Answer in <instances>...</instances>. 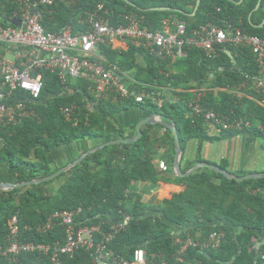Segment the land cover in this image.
Segmentation results:
<instances>
[{
	"label": "trees",
	"instance_id": "obj_1",
	"mask_svg": "<svg viewBox=\"0 0 264 264\" xmlns=\"http://www.w3.org/2000/svg\"><path fill=\"white\" fill-rule=\"evenodd\" d=\"M238 2L200 0L193 16L196 0H56L52 6L39 5L36 10L44 30L53 34L65 28H70L73 35L85 33L87 17L101 3L115 28L126 25L125 17L134 15L142 19L141 27L151 32H164L168 22L174 29V22L183 23L190 35L199 26L211 23L223 28L231 25L264 40V0L256 10L259 0ZM18 14L15 0H0V16L14 18ZM184 51V58L171 60L156 58L133 45L125 51L100 45L103 65H113L123 76L124 86L128 87L126 76L135 74V87L147 94L141 104L132 97L113 95L97 101L88 90L92 83L85 79L62 84L48 71L33 73L41 76L40 99L32 102L17 91L12 103L25 101L34 116L13 127L0 126V168L14 175L15 182L9 183H26L55 174L75 160L56 165L50 156L57 148L79 144L80 153H84L88 147L83 144L101 137L109 119L132 107L148 109L166 122L172 120L182 152L189 141H199L196 157L186 166L181 165L183 173L197 163H207L200 152L204 142L212 141L208 126L189 114L194 99L190 91L205 86L201 107L249 123L242 132H223L222 137L246 133L264 140V105L259 104L264 96L255 87L257 81L264 82V68L251 49L220 46L211 59L199 49L184 46ZM226 51L231 52L232 59ZM170 66L177 69L176 73L170 71ZM174 85L175 99L168 101L162 90ZM235 88L243 94L234 96ZM88 104H93L92 112L87 110ZM72 107L75 109L68 120L61 109ZM155 128L157 131L151 132L152 126H144L137 142L105 147L50 182L0 191V248L5 250L9 245V221L13 217L18 218L20 243L49 247L63 243L64 228L59 221H53L49 230L42 229L53 215L68 211L73 212L77 226L98 229L93 233L94 244H106L113 258L131 262L134 251L143 249L147 261L154 263L177 264L175 260L181 256V264H264V203L258 192L264 179L237 182L207 167L178 177L172 169V132L161 125ZM120 137L124 138L123 134ZM160 163L166 166L165 171ZM218 167L227 170L226 161ZM54 183L56 187L46 193ZM162 184L165 189L172 188L165 190L159 204H152L146 199L148 191ZM138 185L143 187L138 189ZM121 223L122 228L114 230ZM212 233L222 234L217 248L210 246ZM108 235L113 239L105 243ZM188 241L192 244L180 254ZM93 252L78 249L73 256L60 255L59 259L63 264H92ZM50 255L51 251L36 250L12 259L0 256V264H51Z\"/></svg>",
	"mask_w": 264,
	"mask_h": 264
},
{
	"label": "built area",
	"instance_id": "obj_2",
	"mask_svg": "<svg viewBox=\"0 0 264 264\" xmlns=\"http://www.w3.org/2000/svg\"><path fill=\"white\" fill-rule=\"evenodd\" d=\"M56 0H15L19 14L14 17L22 22L21 28L14 26L4 27L0 25V45L7 48L13 61H8L0 55V126L13 127L25 118L34 116L33 111L27 108L25 101H14L15 92H23L32 102L38 101L42 91L40 74L32 76L37 71H48L57 75L58 80L65 84L68 80L85 79L92 83L89 93L97 100H104L110 95L115 98H130L140 104L145 99V94L133 96L130 89L124 86L116 74H119L113 65H103L99 47L106 45L112 48L116 41L142 47L144 51L160 59L177 60L186 56L184 46L199 49L208 59L215 57L216 49L220 46H228L234 49L248 47L257 56L261 68H264V40L256 36L244 33L241 29L227 25L226 28L207 23L199 26L190 35L186 33L183 23L174 25L173 32H151L141 27V18L134 15L125 17L124 26L112 27L106 17L108 11L103 4H98L96 9L87 17V31L73 35L70 28L61 30L58 34L48 33L40 24V15L36 8L40 6H52ZM31 8L35 13H31ZM113 49V48H112ZM115 50V49H113ZM1 54V53H0ZM41 55V57H38ZM244 86V85H243ZM264 96V82L257 81L255 85ZM206 89L193 90V101L189 104L193 117L201 119L206 125L221 132H240L249 127L248 122L224 116L212 110H205L200 105ZM241 89L236 88L235 95H242ZM74 107L61 109L66 119L74 112ZM89 112L93 111V104L87 105ZM161 170L166 166L159 164ZM59 221L64 228L63 243L56 242L51 247L35 245L33 243H20L18 240L19 222L17 217L9 221L10 238L5 250L0 248V256L10 259L20 253H31L36 250L48 253L51 251V264H63L59 256H73L78 249L91 252L94 256L92 264H167L148 262L143 249H137L133 253V260L128 262L122 258L110 256L106 244L95 245L93 233L97 228H84L74 222L73 212L63 211L56 213L48 220L42 230L51 228L53 221ZM126 222V221H125ZM119 224L114 230L121 229ZM27 228L24 227V230ZM222 234L210 235V246L217 248ZM113 235L104 237L105 243H109ZM184 246L180 254L185 251ZM195 246V244H194ZM209 244H206L208 247ZM176 263L181 264V256L176 258Z\"/></svg>",
	"mask_w": 264,
	"mask_h": 264
},
{
	"label": "crops",
	"instance_id": "obj_3",
	"mask_svg": "<svg viewBox=\"0 0 264 264\" xmlns=\"http://www.w3.org/2000/svg\"><path fill=\"white\" fill-rule=\"evenodd\" d=\"M240 2L241 1L239 0L237 4H239ZM194 12L195 8L191 16L195 14ZM171 25L174 27L175 23L172 22ZM173 30L174 29L169 25V22L165 24L164 32L171 33L173 32ZM112 48L115 50L125 51L128 48V44L116 41L113 43ZM0 53V55L3 56L4 59H7L8 61L14 60V57L12 56L10 51L1 45ZM229 53L231 52L226 51L228 57ZM38 57H41V55H39ZM138 58L139 62L142 63L143 57L140 55ZM172 66H174V64ZM172 66L169 67L170 71L172 73H176L177 69ZM134 76L135 74L127 75L125 81L132 93L140 94V89L135 87L136 82L132 80ZM175 86L176 85H174L173 88L168 87L162 90L165 98L168 101L175 99ZM206 87L208 86L202 87V89H205ZM193 90H191L190 92H192ZM247 97L252 99L250 96ZM259 104L263 106L264 102L261 101L259 102ZM150 114L157 115L148 109H142L139 107H132L119 112L114 119H109L106 122L104 126V133L101 137L93 141H87L83 145L84 147H88V149H90L111 140L133 138L136 135V125L140 121L146 119ZM157 116L160 117L162 121H164L160 115ZM155 126L156 125L152 126L151 132L157 131ZM207 133L212 141L204 142L200 152V156L205 162L218 166L222 161H226V171H228L232 175L239 177L249 174L264 173V140L261 137H254L246 133H238L229 137H222V134H224L223 132L209 126L207 128ZM120 134H123L124 138H121ZM198 145V140H191L187 143L185 150L182 153L183 161L181 160V165L186 166L196 157ZM79 149V144L57 148L56 151L53 152V154L50 156V160L53 161L56 165L71 162L72 160L77 159L81 154ZM13 179L14 175L10 174V172L6 168H0V182L9 183V181H12ZM137 187L138 189H141L143 185H138ZM171 188L172 186H169L165 189V185L163 184L157 185L154 188H150L146 199H148L152 204H159L161 199H163V197L165 196L167 189ZM47 190L48 189H46V193L52 192ZM258 192L264 203V186H262Z\"/></svg>",
	"mask_w": 264,
	"mask_h": 264
},
{
	"label": "water",
	"instance_id": "obj_4",
	"mask_svg": "<svg viewBox=\"0 0 264 264\" xmlns=\"http://www.w3.org/2000/svg\"><path fill=\"white\" fill-rule=\"evenodd\" d=\"M242 1V0H240ZM260 1L258 2L256 9L259 8L260 6ZM200 5V0H196V6H195V12L197 11L198 7ZM157 10H166V9H157ZM31 13L34 14L35 10L33 8H31ZM0 22L3 25H8V26H14L16 28H21L22 26V22L16 18H6L5 16H0ZM261 27V26H258ZM230 58H232L231 53L228 54ZM117 78L122 81V76L119 74H116ZM146 125H161L164 128L170 130L172 132L173 135V139H174V151H175V155H174V161H173V165H172V169L173 172L175 173L176 176L178 177H186L188 175H190L191 173H193L194 171H196L199 168L202 167H207L210 170L222 175L224 178L228 179V180H235L237 182H242V181H246V180H254V179H261L264 178V173H260V174H249V175H245V176H235L230 174L228 171L223 170L221 168H219L216 165L213 164H208V163H197L195 164L190 170H188L187 172L183 173L181 171V160H182V149L180 147V142L178 139V135H177V130H176V125L174 124V122L172 120H169L168 122L166 121H162L160 117H158L157 115L154 114H150L146 119L140 121L137 125H136V135L133 138H125V139H120V140H111L109 142L100 144L98 146H95L93 148H90L88 150H86L84 153H82L77 159H75L73 162L67 164L66 166L62 167L61 169H59L55 174L49 176V177H44V178H40V179H35V180H30L26 183H5V182H0V191H12V190H16L19 188H23V187H27V186H31V185H38V184H42L45 182H50L54 179H56L59 175L66 173L68 170H70L71 168L79 165L87 156L103 150L105 147H109L112 145H128V144H133L135 142H137L143 135L142 133V128ZM221 224H225V222H220ZM260 246V243L256 244V248H258Z\"/></svg>",
	"mask_w": 264,
	"mask_h": 264
},
{
	"label": "clouds",
	"instance_id": "obj_5",
	"mask_svg": "<svg viewBox=\"0 0 264 264\" xmlns=\"http://www.w3.org/2000/svg\"><path fill=\"white\" fill-rule=\"evenodd\" d=\"M120 75V74H119ZM122 76V75H121ZM123 76H122V81H123ZM128 88V87H127ZM202 89V88H201ZM205 89H207V88H205ZM235 90H236V88L232 91V93H233V95L235 96ZM131 91V90H130ZM131 93H132V91H131ZM133 94V96H135L136 94H139V93H132ZM140 94H145V93H140ZM241 94H243V92H241ZM145 95H147V94H145ZM147 96H145V98H146ZM141 104V103H140Z\"/></svg>",
	"mask_w": 264,
	"mask_h": 264
},
{
	"label": "rangeland",
	"instance_id": "obj_6",
	"mask_svg": "<svg viewBox=\"0 0 264 264\" xmlns=\"http://www.w3.org/2000/svg\"><path fill=\"white\" fill-rule=\"evenodd\" d=\"M263 146H264V143H263ZM57 182H58V181H57ZM56 185H57V183H54L53 185H49L47 189H48L49 191H52V190L56 187ZM48 190H47V191H48Z\"/></svg>",
	"mask_w": 264,
	"mask_h": 264
}]
</instances>
